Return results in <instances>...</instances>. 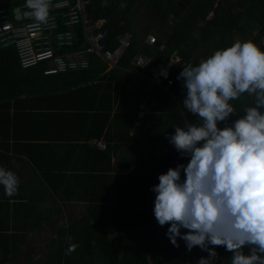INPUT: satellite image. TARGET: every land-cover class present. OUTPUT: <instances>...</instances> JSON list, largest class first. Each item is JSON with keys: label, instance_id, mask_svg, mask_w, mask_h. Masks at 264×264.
<instances>
[{"label": "trees", "instance_id": "obj_1", "mask_svg": "<svg viewBox=\"0 0 264 264\" xmlns=\"http://www.w3.org/2000/svg\"><path fill=\"white\" fill-rule=\"evenodd\" d=\"M139 1L141 0H118L117 3L107 1L108 7H102V0H90L89 11L92 18L108 21L107 43L111 49L118 45L117 37L128 32L125 30L129 27L128 16ZM175 1L177 9L173 7ZM198 2L199 0H155V3H165L171 7L177 19L188 14L189 28L194 27L197 21L201 8V3ZM22 3H25V0L1 5L0 8H11ZM121 3L127 6L121 8ZM211 8L205 11L204 23L199 29L204 43L208 42L214 32L217 33L218 41L209 57L216 50L226 49L234 44L227 36L241 31L243 22L251 25L252 12L257 11L256 21L260 33L264 34V0H236L234 6L229 3L223 16L207 20ZM189 9L190 12L187 13ZM162 37L165 39L158 38L159 43L154 48L157 50L158 46L166 41V50L159 53V56L166 60L170 59L174 52L178 53L186 62L176 65L179 74L188 64H199L189 61V54L184 50L186 38L190 37L189 29H182L181 25L176 24L170 32H163ZM78 38L77 48L84 47L81 30H78ZM250 41L256 44L254 38ZM138 44L133 37L122 57L120 68H128L138 52L143 51L142 45ZM258 47L264 51V44ZM45 68L46 65L42 63L23 70L16 49L4 48L0 44V98H7L8 103L13 101L15 110L23 112L17 102L19 97L25 96L24 110L29 112L31 119H38L39 110L48 112L57 119L56 121H60L62 117L70 119L73 114H88L91 119L90 137L86 141L103 138L107 146L104 151L91 145L76 146L88 149L94 160L95 165L88 169V174L80 173L84 168L65 165L43 166L32 159L41 173L43 185L45 183L47 190L53 192L64 205L83 202L86 206L87 215L77 221L80 226L78 230L72 225L66 233L67 241L58 254V264H88L86 261L95 256L100 259V264H197L199 258L208 256L207 252L198 247L188 252L184 242L179 239L178 248L171 244L166 237L169 225L161 227L155 219V193L151 191L152 187L159 183V175L165 174L169 168H175L178 164L188 163L186 158H181L175 151L168 137L174 134L175 127H183L185 121L193 122L197 117L190 113L183 114L175 100L167 95V98L160 102L158 110L161 113L169 112L168 122L160 127L159 133L149 138L154 129L145 131L143 124L135 127L140 121L138 112L142 100L133 98L127 92L131 72H124L120 68L109 70L108 64L99 58H93L87 70L44 75ZM177 71H173L172 78L177 75ZM146 75L149 76V72ZM117 82H122L121 87ZM182 89L186 93L183 80H177L170 90L178 96ZM85 91L95 96L90 106L79 100L80 95L85 96ZM251 99L245 94L239 100L230 101L235 109L230 117L232 123L244 114L246 107L253 106ZM54 100L58 103L51 104ZM219 127L223 128L225 124H220ZM65 129L66 127L61 128V132L67 131ZM133 129L135 132L131 135ZM63 137L72 140L68 136ZM50 147L52 146L47 145V149ZM123 149L128 153H135L128 158L126 165H119L118 161L113 163L114 154ZM132 162L136 164L130 168ZM111 228L117 231L118 236L115 239H110L107 234V230ZM69 236L72 237L71 243L77 244L78 247L72 254L65 255ZM215 251L218 253V264H231L230 252L223 247H217Z\"/></svg>", "mask_w": 264, "mask_h": 264}, {"label": "clouds", "instance_id": "obj_2", "mask_svg": "<svg viewBox=\"0 0 264 264\" xmlns=\"http://www.w3.org/2000/svg\"><path fill=\"white\" fill-rule=\"evenodd\" d=\"M101 6L108 7L107 0ZM51 7V0H25L23 15L39 30L49 24ZM177 79L187 90L183 109L199 123L185 121L168 137L188 163L159 175L151 189L155 219L169 225L166 237L174 247L179 239L188 252L208 253L197 264H214L217 247L232 254L231 264H264V51L251 41L235 42L183 67ZM245 94L253 106L227 125L235 111L230 101ZM0 186L14 197L19 177L0 166ZM68 240L65 255L78 247Z\"/></svg>", "mask_w": 264, "mask_h": 264}, {"label": "crops", "instance_id": "obj_3", "mask_svg": "<svg viewBox=\"0 0 264 264\" xmlns=\"http://www.w3.org/2000/svg\"><path fill=\"white\" fill-rule=\"evenodd\" d=\"M137 4L138 2L128 16L129 23L134 19ZM170 18L178 20L174 15ZM171 19L166 18V21H162L163 25L166 24L165 28L169 23L171 24ZM158 29L164 28L155 25V28L150 30L151 33H155ZM126 33L133 38L130 32ZM149 35L151 34L147 37ZM147 37L144 42L139 43L143 51H139L138 54L151 56L155 62L175 60L174 70H176V65L183 61L178 53L174 52L168 60L161 58L157 50L148 44ZM130 68H132L131 64L128 68H120V70L131 72ZM147 77L146 73L140 75L132 73L127 92L133 98H141L142 103L138 112L140 121L135 124V127L143 124L145 131L154 129V132L149 135L150 138L159 133L160 127L167 124L169 119V112L161 113L158 110L162 99L170 95L180 107L186 93L182 89L177 96L171 92L172 86L156 85ZM117 84L121 87L122 82ZM49 85L51 87V84ZM83 94L85 96L80 95V102L85 103L86 106L92 105L95 96L89 91ZM23 100L25 96L19 97L17 102V106L23 112H17L13 101L8 103L7 98H0V166L15 172L20 181L18 194L11 198L5 196L3 186H0V264H58V260L54 258L66 244V233L72 225H75L78 230L80 226L77 221L87 215L86 206L83 202L64 205L53 192L47 190L45 183L43 185L41 173L32 159L43 166L65 165L84 168L80 173L88 174V169L95 165L94 160L88 153V149L76 146L91 145L104 151L96 146V142H106L103 138H92L86 141L90 137L91 119L87 116L88 114H73L70 117L71 120L69 117L64 119L62 117L61 120H63H60V123L48 112L39 110L38 119H31L29 112L24 110ZM57 103L58 101L54 100L51 104ZM142 119H144L143 122ZM65 127L67 131L61 132V128ZM134 132L135 129L130 134ZM51 136L62 137L50 138ZM63 136H68L72 140H67ZM47 145L52 147L47 149ZM134 153H128L126 149L117 151L112 161L113 163L118 161L119 165H126L128 158ZM135 164L136 162H132L130 168H133Z\"/></svg>", "mask_w": 264, "mask_h": 264}, {"label": "built area", "instance_id": "obj_4", "mask_svg": "<svg viewBox=\"0 0 264 264\" xmlns=\"http://www.w3.org/2000/svg\"><path fill=\"white\" fill-rule=\"evenodd\" d=\"M51 3L49 24L42 25L39 30L31 28L34 21L23 15L27 11L25 3L0 8V44L4 48L16 49L23 70L44 63V75L67 73L88 69L93 58L101 59L111 69L120 68L122 57L132 41L129 34L119 35L118 45L111 49L107 43V21L92 18L89 0H51ZM78 30L83 32L84 47L81 48H77ZM147 42L155 47L159 39L156 35H149ZM165 50L166 41H163L157 52ZM175 64L176 61L172 59L155 62L151 56L138 54L129 70L136 75L149 72L147 78L152 83L172 86ZM96 146L104 150L107 148L106 143L101 141L96 142Z\"/></svg>", "mask_w": 264, "mask_h": 264}, {"label": "rangeland", "instance_id": "obj_5", "mask_svg": "<svg viewBox=\"0 0 264 264\" xmlns=\"http://www.w3.org/2000/svg\"><path fill=\"white\" fill-rule=\"evenodd\" d=\"M16 1H22V0H0V6L11 4ZM90 1V0H89ZM110 3H117L118 0H107ZM198 3H201V8L198 13V18L195 23L194 27L189 28L190 22L187 15L185 17H180L178 20L171 19L170 16L174 15L171 11V7L166 6L165 3H155V0H141L138 2V4L135 7V16L131 23H129V27H127L125 30L130 32L135 39L141 43L144 42L147 35H156L159 39H165L162 37L163 32H170L171 29L176 25H181L182 29H189L190 30V37L186 38V42L184 44V50L189 54V61L191 60L192 63H199L201 60H204L209 57V54L211 53L212 49L214 48V45L218 41L217 33L214 32L212 37L208 40V42L204 43L201 40V33H200V27L204 23L203 15L209 7L211 8V11L207 15V20H212L217 16H223L226 8L228 7L229 3H231V6H234L236 3V0H199ZM177 3L176 1L173 3V7L177 9L175 6ZM190 12V9L187 13ZM251 19L253 21L252 24H247L246 22H243L241 26V31H235L234 33H231L227 36V39H231L234 43L235 42H245L250 41L251 39L256 40V45L259 46L261 44H264V34L260 33V27L256 21V15L257 11L252 12ZM164 17V18H163ZM167 19H171V24L169 23L168 26L165 28L163 25L164 22ZM159 20V21H158ZM191 21V20H190ZM127 25V24H126ZM155 25L161 26L164 29H158L155 31V33H151V28H155ZM197 44V45H195ZM189 50V51H188ZM180 63H186V62H180ZM184 65V64H183ZM109 66V65H108ZM177 71V70H174ZM179 76V72L177 71V75L173 78L174 81L178 80L177 77ZM173 95V94H172ZM182 106V107H181ZM181 108L183 113H187L186 110L183 109V102L181 103ZM192 123H199L198 118L195 119ZM227 125H231L232 121L229 118L228 121H226ZM107 234L110 239L117 238L118 234L117 231L114 228L108 229ZM64 248V246H63ZM207 257V256H206ZM205 257V258H206ZM58 256H56L54 259L58 260ZM73 259H77V257H73ZM88 264H100V259L98 257H91L86 261ZM57 264V263H56ZM79 264H84L79 263ZM214 264H218L217 260L214 262Z\"/></svg>", "mask_w": 264, "mask_h": 264}]
</instances>
